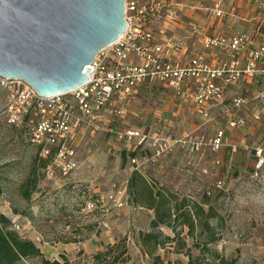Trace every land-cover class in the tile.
Listing matches in <instances>:
<instances>
[{
  "label": "rangeland",
  "instance_id": "374dc122",
  "mask_svg": "<svg viewBox=\"0 0 264 264\" xmlns=\"http://www.w3.org/2000/svg\"><path fill=\"white\" fill-rule=\"evenodd\" d=\"M181 1L189 4L206 0ZM187 8L181 6V12ZM192 11L189 9L188 13ZM178 12L172 5L165 6L161 20L152 26L153 31L156 34L160 30L174 33L175 30L169 28L175 27ZM180 19L187 21L181 15ZM251 84L230 88L222 105L228 104L236 92L252 98L256 91L264 88V78ZM246 86H249L248 90H245ZM169 90L161 82L144 81L142 93L139 90L134 101L123 111H120V107L119 111H111V108L108 111L106 106L107 111L104 109L100 114L102 120L97 122L99 129L91 133L84 127L75 137L78 179H59L47 174L49 159L42 157L39 146L31 141L29 126L25 123L19 126L7 123L4 112L7 93L0 86V213L19 224V228H12L29 238L33 235V227L46 243L43 244L45 246L101 236L104 230L111 227V213L118 208L108 201L109 195L120 190L130 200L127 197L129 176L135 166L131 160L135 157L141 162L142 157L144 177L135 180L142 201L147 199L149 186L165 188L173 198L172 209L177 213L188 200L200 202L208 190L211 193L208 197L211 207L222 216L220 221L199 212L192 229L182 223V218L175 224L174 230L170 226L166 228L167 224H160L153 230L171 238L178 234V240L184 245L176 246L174 241L162 247L156 246L153 254L160 256L165 264L168 261L187 263L189 260L192 264H210L215 262L214 252L228 260H235L234 264H264V172L255 176L252 171L255 162L252 150L258 145L264 147V101L251 100L239 112L246 116L247 124L240 128H229L227 116L222 110L204 123L192 111L184 109L181 113H175L172 111L175 108L173 105L166 108L165 99L178 98ZM255 111L260 112V119L253 118ZM128 128H142L147 134L146 141L138 145L135 140L117 139L114 132ZM217 128L225 129L226 138L218 152L213 151L209 144ZM158 136L169 139L172 148L178 147V153L173 154L168 150L155 156L152 144ZM196 144H199V149L195 148ZM135 146H142V149L134 156L132 152H136ZM223 151L230 159L229 168L221 178V187H216L220 179L217 177V164L212 161ZM190 156H195L197 162L201 160L200 164L204 163L208 171L199 170L188 176L186 161ZM162 161H173L175 169L170 172L166 182L161 180L159 184L160 177L164 176V169L158 168ZM31 179L36 180L34 188L29 182ZM24 190L30 193L28 198L22 195ZM204 208L208 210L207 206ZM192 210L195 212L194 208ZM146 214L145 211L143 215ZM208 226L213 228V232L209 231ZM146 230H152L148 218L142 220V231ZM213 235L216 240L209 241ZM119 236L120 240L107 256L108 259H94L90 264H152L153 257L137 245L136 239H133L134 244L132 240L127 243L132 236L130 232ZM124 247L127 253L113 263L112 257ZM63 253L57 255L59 260L63 259ZM76 253H82V249Z\"/></svg>",
  "mask_w": 264,
  "mask_h": 264
},
{
  "label": "built area",
  "instance_id": "2783aa9c",
  "mask_svg": "<svg viewBox=\"0 0 264 264\" xmlns=\"http://www.w3.org/2000/svg\"><path fill=\"white\" fill-rule=\"evenodd\" d=\"M229 1L216 0L211 7H207L204 1L186 4L181 0H124L126 29L117 40L96 54L90 65L92 69L82 85L65 94L42 96L23 79L0 76V86L7 93L4 110L7 123L29 126L31 141L39 146L40 155L49 159L47 174L61 179L70 177L78 168L72 144L76 132L85 127L94 133L99 129L97 119L102 110L144 81L161 82L177 97H193L198 114L209 119V104L223 101L228 87L246 78H264V42L251 47L252 37L245 32L229 36L218 31L200 36V25L189 22L191 35L200 36L199 44L203 49H218L223 55L211 64L201 52H196L181 63L168 54L171 47L180 46L182 39L172 32L156 34L152 26L161 20L165 6L209 9L215 17L223 18L226 12L221 4ZM255 4L262 15L257 27L261 30L264 25V0H255ZM188 82L193 83V88L187 93L184 86ZM251 100L264 101V88L256 91L252 98L245 94L231 97L226 122L229 128L247 124L246 116L239 112ZM253 118L260 119V112L255 111ZM115 136L119 140H135L138 145L147 139V134L141 129L133 128L117 130ZM225 141V129L219 128L209 144L212 150L218 151ZM152 146L154 155L160 156L170 150L172 144L166 137L158 136ZM198 147L199 144H196L195 148ZM253 152V175L257 176L264 172V147L255 146ZM131 161L138 162L136 158ZM221 185L220 179L216 187ZM108 201L120 208L126 204V197L117 190L109 195ZM12 226L19 228L16 221H12Z\"/></svg>",
  "mask_w": 264,
  "mask_h": 264
},
{
  "label": "water",
  "instance_id": "95a60500",
  "mask_svg": "<svg viewBox=\"0 0 264 264\" xmlns=\"http://www.w3.org/2000/svg\"><path fill=\"white\" fill-rule=\"evenodd\" d=\"M124 0H0V76L42 96L86 82L96 54L126 29Z\"/></svg>",
  "mask_w": 264,
  "mask_h": 264
},
{
  "label": "crops",
  "instance_id": "0c3cea01",
  "mask_svg": "<svg viewBox=\"0 0 264 264\" xmlns=\"http://www.w3.org/2000/svg\"><path fill=\"white\" fill-rule=\"evenodd\" d=\"M215 1L216 0H206L204 1V4L207 7H211L213 2ZM173 7H175V9H177L180 13L178 12L179 18H177L178 21L177 23H175V27L169 28V29L175 30L173 34L176 35L177 37H180L182 39V43L180 44V46H177L176 48L171 47L168 55L172 59L178 60L181 63L186 62L191 56L194 55V53L201 52L205 60H207L211 64H215L217 60L223 55L222 52L218 49H203L199 44V37L205 36V35H212L218 31L223 32L229 36L237 34V33L245 32L252 37V41L250 43L251 47L256 46L260 42H264V25L262 26L261 30L257 29L259 25L260 17L262 15H261V12H259L256 8L255 0H230L229 2H225V3L223 2L221 4V7L226 12L223 18L215 17L209 11V9L198 10L193 7H188L187 9H184L181 12V6L174 5ZM189 9H192L193 11L188 13ZM180 15L187 18V21H184L183 19L181 20ZM196 21L200 25V36L199 37L192 36L190 33V28H189V22H196ZM163 31L164 30H160V32H163ZM161 36H159L160 39L162 38ZM257 79H261V78L259 76H255L254 79H251V78L243 79L237 85L228 87L226 92H229L228 90H230V88L232 87L236 88L239 86H245L244 84L253 85L251 83H253V81ZM192 88H193L192 82H188L184 86V89L187 93L190 92ZM248 89H249V86H246L245 90H248ZM139 90L142 93V83L139 84L130 93L124 94L114 99L112 102H110L107 105L108 107L106 109L108 110L109 108H111L110 110L113 111V110H118V107H120L121 109L120 111H123L124 107H129L131 102L134 101V98L139 93ZM236 94H239V93L236 92L234 95ZM223 101L211 102L209 104L208 106V110L210 113L209 119H205L200 114H198L196 110L195 100L193 97H185V98L178 97L176 99H172V98L165 99L164 105L166 108L169 105H173L175 108L172 111H175V113L176 112L181 113L182 111H184V109L186 111H192L193 113L196 114V116L202 118L205 123V121H209L213 119L214 117H216V114H219L220 110H222V112H224L225 115L228 117L227 108H228L229 102L228 104L223 106L222 105ZM104 109L102 110V112L104 111ZM167 110L168 109H166V111ZM99 116H98L97 122L102 120V117L100 116L101 117L100 118ZM82 129L83 128L78 130L73 138L72 144L74 147H75V144H74L75 137L80 131H82ZM218 129L219 128H217L216 131ZM141 149H142V146L141 147L135 146L134 150L136 152H132V155L134 156L137 155V153ZM170 150L173 151V154L178 153V147H173V148L171 147ZM226 153L227 152L225 151L221 152L220 156L217 155L215 157L216 159L212 161V163L217 164V167H218L217 177H219V179L224 178L223 174L226 173L227 169L229 168L227 167V165L229 164L230 159H228V157L226 156ZM122 154L125 155V152H123ZM173 154H170L169 156L173 157ZM252 155L255 159L253 150H252ZM140 161L141 162L138 161L137 163L134 164L135 166L132 167V172H131V175L129 176V194L127 197H129L130 200H128L127 198L126 204L123 207L117 208L115 209L113 213H111V217H110L111 227H108L107 230H104L101 236H91L88 239L78 241L75 243L68 242V243L56 245V246H45L43 244H46V243L43 240H41V236L38 235V232L32 227L33 235L28 236V237L34 241V243L41 249L42 253L49 259H58L59 257H57V255L59 253H63L62 251H65L66 253H63L65 257L62 256L61 258H66L69 264H84V263L90 264V261L94 260V256L98 252L103 251L104 249L107 248V246H113L118 243V241L120 240L119 234H126L130 232L132 236L129 237L130 239L127 241V243L131 240L133 243V239H136L137 245L141 246L140 240H139V233L142 232V220H144L145 218H148V223L150 227V222L155 216V210L154 208L149 207L147 205L148 203L147 199L142 201V195L140 193L141 191L136 186V181H135L136 178L139 177L142 180V176L144 177V174L142 173V169H144L145 167L142 168V157ZM200 162L195 161V156L189 157V159L186 161L188 176L193 174V172H197L199 170H202V171L205 170L206 172L208 171L207 166L204 163L200 164ZM183 165L184 164H181V166ZM158 168H160L161 170L164 169L163 171L164 176H161L159 180L160 181L159 184H161V180H164V182L167 181L166 178H168V175L170 174V172L175 169V166H174L173 161H164V162L162 161L158 165ZM78 170H79V162H78V168L76 172L70 176L71 177L70 179L77 178ZM253 170H254V164L252 166V171ZM156 189L157 190L160 189L163 192H167L165 188H156ZM205 206L207 205L204 204V207ZM145 211L146 213H148L146 214V216L143 215ZM165 227L168 228L169 225H166ZM161 229H163V227H161ZM81 249H82V253H76V251L79 252Z\"/></svg>",
  "mask_w": 264,
  "mask_h": 264
},
{
  "label": "trees",
  "instance_id": "16d2710c",
  "mask_svg": "<svg viewBox=\"0 0 264 264\" xmlns=\"http://www.w3.org/2000/svg\"><path fill=\"white\" fill-rule=\"evenodd\" d=\"M42 165L44 166L45 163ZM33 172L34 170H32L31 175H33ZM29 182L32 183L31 185L34 188L36 180L31 179ZM208 192V190L204 192L200 202L188 200L186 203L182 204V209L180 208V206H178L180 209L177 213H175L172 209V196H170L168 192H163L160 189L157 190L154 186H149L147 192V205L154 208L155 216L150 222L152 230L140 232L139 240L142 248L144 249V252L153 257L152 264H165L160 256L152 253V250L156 246L162 247L166 244H171L174 241L176 246L184 245L183 242H180V240H178V234L174 236V239L169 236H163L161 233L153 230L156 229L160 224H167L174 230L175 224L182 218V223L187 225L189 229H192L199 212L205 214L207 218H216L222 221V216L216 213L211 207V203L208 198L211 193L209 192L208 194ZM22 195L25 198H28L30 196V193L27 190H24L22 192ZM204 204L207 205L208 210H205ZM175 207H177V205ZM193 208L195 209V212H193ZM209 231L213 232V228L211 227ZM214 240H216V238H214V235L212 237L210 236L209 241ZM114 246L116 247L117 245L115 244L113 246H107L104 251L98 252L94 256V259H108L107 256L112 253ZM126 249L127 248L124 247L121 252H118L117 255L113 256L112 262H117L118 259L125 255L127 253ZM213 256L216 257L215 262L210 264L235 263V260H228L223 255H219L216 252H214ZM23 262H26L27 264H69L66 258H63L62 260L47 258L33 240L20 235L16 230L12 228V221L9 217L0 213V264H23ZM166 264H192V262L191 260H189L187 263L168 261L166 262Z\"/></svg>",
  "mask_w": 264,
  "mask_h": 264
}]
</instances>
